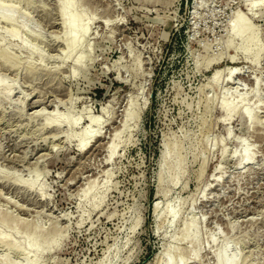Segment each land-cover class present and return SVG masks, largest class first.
Masks as SVG:
<instances>
[{"label": "rangeland", "instance_id": "1", "mask_svg": "<svg viewBox=\"0 0 264 264\" xmlns=\"http://www.w3.org/2000/svg\"><path fill=\"white\" fill-rule=\"evenodd\" d=\"M253 2L0 0V264H264Z\"/></svg>", "mask_w": 264, "mask_h": 264}, {"label": "bare ground", "instance_id": "2", "mask_svg": "<svg viewBox=\"0 0 264 264\" xmlns=\"http://www.w3.org/2000/svg\"><path fill=\"white\" fill-rule=\"evenodd\" d=\"M63 2V0H61ZM246 3H249L250 4V0H245ZM262 0H254L253 4L254 5H258L259 3H261ZM0 9H2V7L0 6ZM3 10V9H2ZM3 13V16L6 20H12V16L11 14L7 13V12H2ZM79 20L78 16L77 15H72V16H69L68 18L64 17L63 16V25L65 26H68V31L65 32V35L64 37L62 38V41L64 42V44L66 45L67 44V50L72 52L77 46H79L80 44H83L85 40V37L87 35V30H84L83 33H82V38L81 40L79 41H76V37H75V33H74V25L77 23V21ZM231 32L233 34L234 37L236 38H244L247 34H249L250 36H252L253 34L252 33H249V29L247 26H244L241 22H236L232 27H231ZM252 42H253V39H252ZM250 47V46H249ZM248 48L246 49V52H248ZM80 60H84V56L83 57H80L79 58ZM233 69L232 71H230L229 75L231 76L232 73H233ZM219 73H215L214 74V78H215V82H217L218 80V75ZM215 86V85H214ZM227 104L224 105V108H227ZM106 111V110H105ZM134 113V112H132ZM247 116L246 117H249L248 113L246 112ZM245 114V115H246ZM131 115H128V118H130ZM51 123H50V120H46L45 122V125L46 126H49ZM79 124V120H75V121H69L68 125L73 128L75 126H77ZM118 137V136H117ZM91 138H94V139H98L100 138V136L98 135H94L92 136ZM88 144H83L81 148V150H85V148L87 147ZM90 150H91V147H90ZM111 155L112 152H111ZM246 162H250V157L248 155H245L243 158H242V161L241 163H246ZM86 199H91L92 198V194H89L87 192V195L85 196ZM158 213L157 212V209L155 210V214ZM7 225V227H11V224L9 222H6L5 223ZM189 230H190V227L187 228L186 232L183 233V240L185 239H189L191 236H190V233H189ZM6 238V237H5ZM4 237L0 236V243L1 244H4L6 247L8 246L10 250H16V248L14 246H11L10 244L7 243L6 239ZM176 239V238H175ZM195 240V238H192L191 239V242L193 243ZM176 241V240H175ZM178 242V241H177ZM43 243H33L32 247L34 248V250L38 253H41V249H43ZM7 247V248H8ZM167 251V249H166ZM165 251V253H166ZM168 253V252H167ZM225 253V251H224ZM173 257V256H172ZM38 260H34V261H31L30 264H37ZM2 264H7V260H3ZM167 264H171V262L167 261ZM174 264H184V262H176ZM218 264H237V260L235 258H227V255L226 253L225 254H221L219 257H218Z\"/></svg>", "mask_w": 264, "mask_h": 264}]
</instances>
